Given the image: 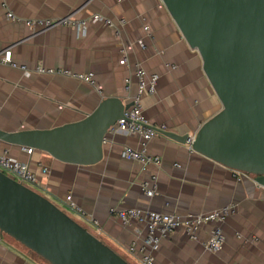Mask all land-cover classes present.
I'll return each instance as SVG.
<instances>
[{
  "label": "crops",
  "instance_id": "1",
  "mask_svg": "<svg viewBox=\"0 0 264 264\" xmlns=\"http://www.w3.org/2000/svg\"><path fill=\"white\" fill-rule=\"evenodd\" d=\"M7 12L23 19L70 15L86 24L83 30L66 24L32 29L8 19ZM94 13L109 18L113 25L91 22ZM125 47H129L127 60L122 63ZM4 49L30 72L0 63L3 130L52 128L77 121L109 96L131 102L138 67L158 74L156 91L142 97L143 115L152 125L163 124L165 131L193 136L221 109L199 54L188 46L161 0H0V53ZM39 65L91 72L94 84L69 75L37 72ZM140 142L136 135L106 131L101 159L86 165L3 141L0 151L6 148L11 156L26 162L37 178L35 190L73 213L75 220L126 255L128 262L140 264L139 252H129L128 246L133 240L140 244L146 227L134 220L124 224L110 213L111 207L187 215L232 205L234 211L221 223L225 240L219 251L203 247L211 224L202 225L196 238L176 229L152 252L153 264H264L262 186L194 151L190 144L162 134L147 143L148 151L160 157L159 164L142 167L121 155L125 146L139 148ZM25 148H32L31 152ZM142 182L154 185L153 195L144 193ZM67 194L85 210V216L69 208ZM0 264L50 263L0 232Z\"/></svg>",
  "mask_w": 264,
  "mask_h": 264
},
{
  "label": "water",
  "instance_id": "2",
  "mask_svg": "<svg viewBox=\"0 0 264 264\" xmlns=\"http://www.w3.org/2000/svg\"><path fill=\"white\" fill-rule=\"evenodd\" d=\"M221 103L193 136L160 131L264 187V0H161ZM131 102L109 96L82 119L52 128H0V141L92 164ZM0 232L50 264H130L37 190L0 170Z\"/></svg>",
  "mask_w": 264,
  "mask_h": 264
},
{
  "label": "built area",
  "instance_id": "3",
  "mask_svg": "<svg viewBox=\"0 0 264 264\" xmlns=\"http://www.w3.org/2000/svg\"><path fill=\"white\" fill-rule=\"evenodd\" d=\"M6 16L12 21L24 22L32 29H45L57 24H66L75 25L79 30H83L86 24L83 20L78 22L74 21L70 15L58 19H23L12 12H7ZM90 21L102 22L105 25H113L109 18L98 13L92 14L90 16ZM120 23H123V20H120ZM146 28L147 27H145V29ZM116 34H118V31H116ZM138 43L140 46L144 45L142 40H138ZM128 48L129 47L121 49L120 61L122 63L127 60ZM0 63L8 64L12 67H18L25 73L30 72L25 65H19L12 60L11 51L9 49H4L0 53ZM35 71L40 73H59L69 75L94 84V78L91 72H73L67 69L46 68L40 65L35 68ZM135 76L137 83L136 90L131 98V105L124 111L121 118L117 119L111 126H109L107 132H124L140 137L141 142L139 148L125 146L121 151V155L127 160L138 162L142 167H146L150 164L157 165L160 162V157L148 151L147 143L160 134V131L164 130L165 126L163 124L154 126L148 122L143 115L142 97L144 94H153L156 91L158 74L148 72L143 67H138L135 71ZM104 140L105 137L103 138V141ZM31 149L32 148H25V151L31 152ZM0 170L31 188L34 187V184L37 181L35 173L30 170L28 164L11 156L6 148L0 151ZM42 171L46 172L47 168L43 167ZM236 173L240 176L253 179V176L249 173L242 171H236ZM141 188L147 196H151L154 193V185H149L148 182H142ZM65 201L71 210L75 211L82 217L85 216V210L73 201L70 194L65 196ZM109 211L110 213L115 214L124 224L134 220L145 225L146 233L140 244H137L136 241L133 240L129 244L128 250L129 252H139L140 264H153L154 258L152 252L158 248L163 239L167 238L176 229L183 230L190 238H196L202 225L211 224L212 227L210 228L208 237L203 242V247L209 252L219 251L225 240L221 223L234 211V207L232 205H225L208 212L187 215L162 213L155 210H143L140 208L119 209L111 207ZM90 222L98 226V221L95 218H90ZM97 233H99V230H97Z\"/></svg>",
  "mask_w": 264,
  "mask_h": 264
},
{
  "label": "rangeland",
  "instance_id": "4",
  "mask_svg": "<svg viewBox=\"0 0 264 264\" xmlns=\"http://www.w3.org/2000/svg\"><path fill=\"white\" fill-rule=\"evenodd\" d=\"M37 191H38V190H37ZM38 192H40V191H38ZM40 193H41V192H40ZM65 211H66V210H65ZM68 213L71 214V215L75 218V216H74L73 213H71V212H69V211H68ZM122 256H123L125 259H128V257H127L126 255H123V254H122ZM129 261H130V262H129L130 264H137L136 262H134V261H132V260H129Z\"/></svg>",
  "mask_w": 264,
  "mask_h": 264
},
{
  "label": "trees",
  "instance_id": "5",
  "mask_svg": "<svg viewBox=\"0 0 264 264\" xmlns=\"http://www.w3.org/2000/svg\"><path fill=\"white\" fill-rule=\"evenodd\" d=\"M94 234V233H93ZM96 235V234H95ZM97 236V235H96ZM98 237V236H97ZM122 256V255H121ZM123 257V256H122ZM124 258V257H123Z\"/></svg>",
  "mask_w": 264,
  "mask_h": 264
}]
</instances>
